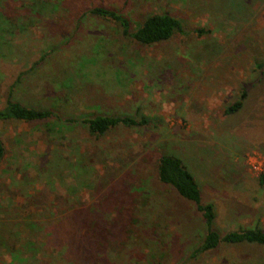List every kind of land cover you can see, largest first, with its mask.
I'll return each mask as SVG.
<instances>
[{"label": "rangeland", "instance_id": "obj_1", "mask_svg": "<svg viewBox=\"0 0 264 264\" xmlns=\"http://www.w3.org/2000/svg\"><path fill=\"white\" fill-rule=\"evenodd\" d=\"M92 7L129 32L168 13L182 32L139 45ZM7 97L62 121L146 125L92 136L0 122V264H264L256 244L194 255L202 221L155 175L174 156L212 204L213 231H264V0H0V107Z\"/></svg>", "mask_w": 264, "mask_h": 264}, {"label": "trees", "instance_id": "obj_2", "mask_svg": "<svg viewBox=\"0 0 264 264\" xmlns=\"http://www.w3.org/2000/svg\"><path fill=\"white\" fill-rule=\"evenodd\" d=\"M87 13L92 16L110 19L119 26L122 36L132 38L139 45H150L165 41L174 33L182 32V26L179 21L168 13L146 16L132 32H129L127 20L114 11L101 7H92L87 10ZM244 97L245 92L242 91L239 100L226 106L223 112L225 114L236 112L240 108ZM49 120H52L55 124L76 122L75 124L82 126L92 136H101L114 127L133 128L146 125L145 119H134L129 116H79L74 121L72 118L62 121L58 113L52 109L29 108L11 100L9 97L4 100L2 107H0V122L46 123ZM3 155L4 149L0 141V161ZM155 175L159 184L171 188L179 198L191 203L202 221L205 231L198 247L193 252L194 255L212 250L219 243L264 246V231L258 228L227 232L222 235H218L211 229V224L214 220L212 204L200 201L198 186L179 159L168 154L160 155L156 159ZM257 183L260 186H264V176H258ZM90 233L93 236L94 233ZM95 234L97 235V233Z\"/></svg>", "mask_w": 264, "mask_h": 264}, {"label": "built area", "instance_id": "obj_3", "mask_svg": "<svg viewBox=\"0 0 264 264\" xmlns=\"http://www.w3.org/2000/svg\"><path fill=\"white\" fill-rule=\"evenodd\" d=\"M258 172H259L260 175L264 176V165L261 166V169H259Z\"/></svg>", "mask_w": 264, "mask_h": 264}]
</instances>
